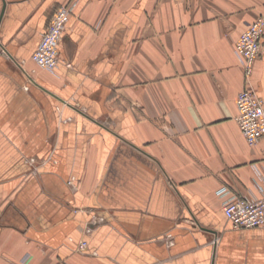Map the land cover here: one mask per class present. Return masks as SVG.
Returning <instances> with one entry per match:
<instances>
[{"label": "crops", "instance_id": "crops-1", "mask_svg": "<svg viewBox=\"0 0 264 264\" xmlns=\"http://www.w3.org/2000/svg\"><path fill=\"white\" fill-rule=\"evenodd\" d=\"M74 1L43 70L32 55ZM260 15L264 0H0V264H264V227L234 229L221 193L264 187V137L236 121L235 43ZM252 82L264 100V38Z\"/></svg>", "mask_w": 264, "mask_h": 264}, {"label": "built area", "instance_id": "built-area-1", "mask_svg": "<svg viewBox=\"0 0 264 264\" xmlns=\"http://www.w3.org/2000/svg\"><path fill=\"white\" fill-rule=\"evenodd\" d=\"M77 2L62 4L44 32L42 39L32 55V60L43 70L55 73L60 64L59 44L63 33L70 21ZM264 15H260L241 34L235 43V52L244 69L246 87L237 96L238 114L236 121L250 145H256L264 137V100L259 96L257 88L252 82L255 62L263 51ZM34 163V161H31ZM72 182L70 181L69 184ZM222 196L227 197L224 213L234 229H249L264 227V187L262 196L254 199L239 197L224 187ZM93 221V220H92ZM94 223H97L96 221ZM221 237L216 236L213 243L217 244ZM87 242L81 241L79 252L87 249Z\"/></svg>", "mask_w": 264, "mask_h": 264}, {"label": "rangeland", "instance_id": "rangeland-1", "mask_svg": "<svg viewBox=\"0 0 264 264\" xmlns=\"http://www.w3.org/2000/svg\"><path fill=\"white\" fill-rule=\"evenodd\" d=\"M215 237V236H214ZM214 239V238H213ZM213 239L211 240V242L213 243Z\"/></svg>", "mask_w": 264, "mask_h": 264}]
</instances>
